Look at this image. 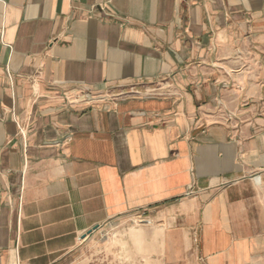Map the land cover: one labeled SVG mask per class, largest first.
Masks as SVG:
<instances>
[{
    "label": "crops",
    "instance_id": "0c3cea01",
    "mask_svg": "<svg viewBox=\"0 0 264 264\" xmlns=\"http://www.w3.org/2000/svg\"><path fill=\"white\" fill-rule=\"evenodd\" d=\"M136 220L264 264V0H0V264Z\"/></svg>",
    "mask_w": 264,
    "mask_h": 264
},
{
    "label": "rangeland",
    "instance_id": "374dc122",
    "mask_svg": "<svg viewBox=\"0 0 264 264\" xmlns=\"http://www.w3.org/2000/svg\"><path fill=\"white\" fill-rule=\"evenodd\" d=\"M151 220L114 222L93 234L87 232L56 264H170L157 253L150 232L140 231V225Z\"/></svg>",
    "mask_w": 264,
    "mask_h": 264
},
{
    "label": "water",
    "instance_id": "95a60500",
    "mask_svg": "<svg viewBox=\"0 0 264 264\" xmlns=\"http://www.w3.org/2000/svg\"><path fill=\"white\" fill-rule=\"evenodd\" d=\"M90 232H92V230Z\"/></svg>",
    "mask_w": 264,
    "mask_h": 264
}]
</instances>
